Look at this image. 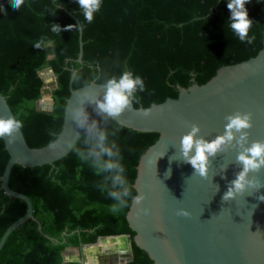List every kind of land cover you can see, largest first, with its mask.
Listing matches in <instances>:
<instances>
[{
  "label": "trees",
  "instance_id": "obj_1",
  "mask_svg": "<svg viewBox=\"0 0 264 264\" xmlns=\"http://www.w3.org/2000/svg\"><path fill=\"white\" fill-rule=\"evenodd\" d=\"M228 0H101L91 23L84 20L77 0H25L14 10L10 0H0L7 14L0 11V93L31 147L50 143L63 123L67 98L72 89L104 75L119 76L124 70L142 77L145 91H138L135 107H147L167 97H177L178 87L205 83L226 64L254 56L262 47L264 0H248L245 7L253 21L249 36L252 44L241 42L228 26L231 15ZM72 13L77 20L70 14ZM81 22L83 29L52 33L51 23L62 29ZM44 37V45L33 44ZM82 61L79 62V43ZM227 51V52H226ZM226 53V55H225ZM50 67L56 85L52 88L50 113L38 109L44 80L39 71ZM72 69L81 76L79 85L71 79ZM88 111L96 116L92 108ZM119 128L114 140L123 157L132 195L136 165L141 154L158 138L156 132L137 131L113 121L109 131ZM79 146V141L76 143ZM9 154L0 139V177ZM102 177L70 151L54 161L33 167L12 166L8 183L26 194L34 217L15 228L0 249V264H83L64 261L68 247L82 250L100 236L128 234L126 212L110 211L113 200L99 186ZM26 203L0 189V238L6 228L26 212ZM66 232L63 237L62 233ZM64 239V240H63ZM82 257V255H81ZM126 264H152L148 254L132 242L131 260Z\"/></svg>",
  "mask_w": 264,
  "mask_h": 264
},
{
  "label": "water",
  "instance_id": "obj_2",
  "mask_svg": "<svg viewBox=\"0 0 264 264\" xmlns=\"http://www.w3.org/2000/svg\"><path fill=\"white\" fill-rule=\"evenodd\" d=\"M69 14L77 20L72 13ZM77 60L82 61L81 41ZM75 72L72 69L71 79ZM39 74L45 84L38 101L41 103L46 98L48 105L40 104L37 108L50 113L55 76L50 67L39 71ZM89 83L100 87L95 80ZM78 88L72 89L67 98L62 127L57 135L74 127L66 117V108ZM147 108L153 111L150 116L144 117L140 112ZM236 111L252 113V127L248 129L249 144L254 140L264 141V32L262 47L254 56L220 66L203 84L193 82L188 87L179 86L175 98L167 97L147 107L133 105L131 110L122 114L121 126L158 133L156 141L141 154L136 165L133 188L136 195L142 193L145 199L140 205L131 200L126 212L128 226L134 235L100 236L95 243L82 246L81 252L85 250L89 258L84 259L82 255L69 259L64 255V261L104 264L98 257L113 252L129 254L120 261L126 264L131 260L134 242L148 254L152 264H264V201L257 199L259 194L264 193V188L253 195H248L252 192L250 189L249 193L234 200H222L228 182L241 170L235 163L237 151L229 149L211 158L207 178L192 175L194 170L189 163L173 161L169 165V157L174 154L173 159H181L180 141L183 134L190 131L192 123L200 126V135L211 140L224 132L227 123L225 117ZM0 116H14L1 93ZM3 142L9 158L0 177V189L10 197L23 200L27 208L24 215L11 223L2 234L0 249L9 234L28 219L36 221L38 231L55 241L42 231L41 223L33 215L30 198L9 186V173L15 164L23 167L52 164L70 151L53 154L49 151L50 143L31 147L22 130L13 144H9L7 139H3ZM225 165L229 166L223 172ZM169 166L171 176L165 177ZM255 175L264 180V168ZM178 209H187L191 215H177ZM65 235L66 232H63L62 236ZM105 239L111 245L102 246L101 242Z\"/></svg>",
  "mask_w": 264,
  "mask_h": 264
},
{
  "label": "clouds",
  "instance_id": "obj_3",
  "mask_svg": "<svg viewBox=\"0 0 264 264\" xmlns=\"http://www.w3.org/2000/svg\"><path fill=\"white\" fill-rule=\"evenodd\" d=\"M24 2L25 0H10L14 10H20ZM77 2L84 20L91 23L94 14L101 7V0H77ZM246 3L248 0H228L227 8L231 15L226 24L241 42L252 44L256 37L254 34L249 36L253 21L248 16ZM0 11L7 14L3 5H0ZM50 26L52 33L60 35L62 30L76 28L80 31L84 25L79 22L69 24L64 29L57 23H51ZM44 39L41 37L33 44V47L41 49ZM97 79L101 81L99 88L85 81L83 86L73 93L66 108V117L71 120L74 127L67 128L59 135L53 133L54 139L49 144V151L53 154L74 151L82 162L89 164L95 174L102 177L99 185L101 189L106 190L108 198L114 201L110 211L118 213L128 207L130 197L135 204L140 205L145 196L142 193L132 195L131 185L126 178V170L122 163L121 150L114 140L109 139L110 136L117 134L119 128L109 131L108 125L113 121L119 123L122 114L126 110H131L134 102H139L137 92L146 89L142 77L128 70H124L119 76H108L105 73ZM73 83L77 85L81 83L79 73L73 74ZM89 107L96 116L101 118L102 123L91 117ZM152 111L151 108H147L140 114L148 117ZM225 120L227 123L224 132L211 140L200 135V126L192 123L190 131L183 134L180 141L181 159H173L174 154L169 157V165L173 161L189 163L194 170L192 175L207 178L212 163L211 158L229 149H235L237 151L235 163L241 167V170L235 174L233 180L228 182L227 191L222 196V200L228 202L236 199L237 196L249 193L250 189L252 192L248 195L259 193V190L264 188V180L255 175L264 168V141L254 140L249 144L248 129L252 127L251 112L236 111L228 114ZM22 128L23 122L20 119L14 116H0V139H7L9 144H13L19 138ZM77 141L79 146L76 145ZM228 166L223 167V172ZM171 173L172 169L169 166L165 177H170ZM217 191H219V185H217ZM257 199L264 201V193L259 194ZM177 215L188 217L191 213L187 209H178Z\"/></svg>",
  "mask_w": 264,
  "mask_h": 264
},
{
  "label": "flooded vegetation",
  "instance_id": "obj_4",
  "mask_svg": "<svg viewBox=\"0 0 264 264\" xmlns=\"http://www.w3.org/2000/svg\"><path fill=\"white\" fill-rule=\"evenodd\" d=\"M129 254H117V253H108L103 254L98 257L99 261L104 264H121V260L125 259Z\"/></svg>",
  "mask_w": 264,
  "mask_h": 264
},
{
  "label": "rangeland",
  "instance_id": "obj_5",
  "mask_svg": "<svg viewBox=\"0 0 264 264\" xmlns=\"http://www.w3.org/2000/svg\"><path fill=\"white\" fill-rule=\"evenodd\" d=\"M44 103V102H43ZM46 103V101H45ZM41 103L39 101L36 102V105L39 106ZM77 251V250H76ZM75 250H70L69 248L65 251L64 255L67 257V258H71V257H76L77 258V252ZM83 256H85L83 254ZM84 258V257H83ZM85 259V258H84Z\"/></svg>",
  "mask_w": 264,
  "mask_h": 264
},
{
  "label": "crops",
  "instance_id": "obj_6",
  "mask_svg": "<svg viewBox=\"0 0 264 264\" xmlns=\"http://www.w3.org/2000/svg\"><path fill=\"white\" fill-rule=\"evenodd\" d=\"M101 243H102V242H101ZM101 245H102V244H101ZM102 246H103V245H102ZM69 249H70V250H75V251L77 250V251H76V252H77V258H78V257H81V255H83V253H84V255H85V256H83V257H85V258L88 257V258H89V255L85 253V250H83V253H82L81 251H79V250L76 249V248H69ZM72 258H76V257H71V258H69V259H72ZM90 260H92V258H91Z\"/></svg>",
  "mask_w": 264,
  "mask_h": 264
},
{
  "label": "bare ground",
  "instance_id": "obj_7",
  "mask_svg": "<svg viewBox=\"0 0 264 264\" xmlns=\"http://www.w3.org/2000/svg\"><path fill=\"white\" fill-rule=\"evenodd\" d=\"M45 101H46V103H45ZM41 105H43V106H47L48 105V101L46 100V98L44 100H42ZM102 245L103 246H109V245H111V243L109 242V240L105 239L104 241H102Z\"/></svg>",
  "mask_w": 264,
  "mask_h": 264
}]
</instances>
